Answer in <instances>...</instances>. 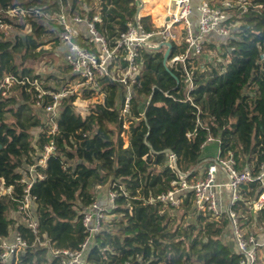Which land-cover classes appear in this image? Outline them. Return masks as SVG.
<instances>
[{
	"label": "trees",
	"instance_id": "trees-1",
	"mask_svg": "<svg viewBox=\"0 0 264 264\" xmlns=\"http://www.w3.org/2000/svg\"><path fill=\"white\" fill-rule=\"evenodd\" d=\"M86 1L81 6L77 0H0V11L31 5L43 13L62 6L82 15L99 14L102 21L96 23L97 28L111 36L125 28L138 5L136 0ZM197 1L191 0L193 8ZM5 18L11 25L7 35L0 32V79L7 75L42 79L26 66L27 61L39 59L42 45L50 41L61 46L60 54L64 45L44 15ZM230 20L233 35L218 39L223 50L220 57L226 63L199 76L198 69L193 70L192 103L180 101L185 95L181 73L170 64L165 69L164 50L144 51L142 73L133 86L126 146L121 136L124 118L119 112L125 92L117 82L99 79L95 90L84 93H101L102 100L84 109L77 107L73 95L63 99L54 133H49L48 114L35 105L34 86L10 87L0 99V180L15 184V194H19V170L33 163L49 141L55 145L45 167L39 168L44 178L36 180L30 191L36 196L32 212L38 221L37 234L21 222L17 199L0 196V239L17 230L27 240L18 264H58L49 247H78L87 234L81 222L83 209L97 200L99 187L118 195L116 207L86 249L89 264H124L127 260L155 264L161 258L162 264L238 263L241 256L227 238L226 218L211 221L191 209L187 200L165 208L160 203H145L149 195L166 192L176 178L167 166L171 152L177 157V171L187 173L188 178L200 176L199 168L207 161L200 144L210 134L218 139L222 155L232 151L241 170L257 167L264 159V0H243ZM25 25L29 32L22 33ZM46 35L51 37L44 43L42 36ZM170 51V56L178 52L175 44ZM42 87L57 88L52 83ZM47 100L44 96L43 103ZM34 127H41L38 135L31 133ZM193 129L195 133L188 138ZM249 187L251 191L244 190L246 202L256 195L259 184ZM240 207L249 228L264 220V209L254 213L243 202ZM36 236L48 245L39 243Z\"/></svg>",
	"mask_w": 264,
	"mask_h": 264
},
{
	"label": "built area",
	"instance_id": "built-area-1",
	"mask_svg": "<svg viewBox=\"0 0 264 264\" xmlns=\"http://www.w3.org/2000/svg\"><path fill=\"white\" fill-rule=\"evenodd\" d=\"M139 1L134 16L128 20L125 28L111 36L97 28L96 23L102 21L99 14L82 15L73 10L66 11L62 6L49 13H43L38 7L31 5L28 8L16 6L0 11V32L5 35L9 33L11 25L5 21V17L17 14L26 17L30 13L44 15L46 22L50 23L55 35L65 47L61 54L69 71L67 80L53 90L38 87L37 80L27 78L19 80L13 75L4 76L0 79V99L6 96L13 84L34 86L35 105L40 106L48 114L49 133H54L57 130L55 117H59L63 99L71 95L75 98L80 96L77 90L82 89L81 101L91 104L89 100L93 99L95 93L91 92V96H86L84 92L95 90L99 79L111 80L120 84L125 92L119 110L124 118L122 127H125L130 114L133 86L142 73L144 51L160 47L165 50L166 47L161 44L169 41L178 49L175 55L170 56L167 65L170 64L181 73L185 95L180 101L192 103L191 92L195 88L193 70L196 69V63L199 62L198 59L206 57L204 55L206 45L220 43L216 37L227 38L233 35L231 30L233 22L230 17L236 12L237 6L242 5L243 0H200L194 8L191 0H168L160 24L154 23L152 18H148L147 23L144 22L145 15L141 9L145 1ZM44 96L48 97L46 104L43 103ZM204 115L209 116L208 113ZM208 121L211 122L212 117ZM193 130L187 135L188 138L195 133L196 130ZM126 132L129 131L122 130L121 136ZM126 144L127 141L124 142V145ZM200 148L202 154L207 153L206 157L210 156V160L199 168L200 176L196 179L188 178L187 173L177 171L175 165L177 157L171 152L167 166L176 172V178L171 180L166 192L149 195L145 203H160L165 208L178 207L187 200L191 209L206 215L211 221L226 218L227 237L233 243L236 253L241 256L237 264H261L259 261L261 253H264V225L255 228L254 224L264 223V220L259 219L249 228L243 221L240 203L243 202L254 213L264 209V159L257 167L250 165L241 170L232 151L222 155L218 139L211 134L202 141ZM54 149L53 141H49L39 151L40 155L33 163H26L25 167L19 170L21 176L16 180L20 187L19 194H15V184L7 185L3 178L0 180V196L7 195L12 200L17 199L16 211L19 218L34 235L38 233V221L32 212L36 196L30 191L36 180L44 178L39 168L45 167ZM250 183L259 184V188L254 192L256 195L246 202L244 190L247 187V191H251ZM117 195V191L109 190L106 203L94 200L85 206L81 222L87 234L78 247L75 249L49 247L52 256H57L58 264H89L85 258L86 249L94 235L101 231L107 214L116 207ZM12 233L9 237L0 239V264H18L20 251L28 246L27 240L20 232L15 230ZM37 241L48 245L47 241L42 243L38 237ZM162 263L164 258L155 262ZM124 264L138 263L127 260Z\"/></svg>",
	"mask_w": 264,
	"mask_h": 264
},
{
	"label": "rangeland",
	"instance_id": "rangeland-1",
	"mask_svg": "<svg viewBox=\"0 0 264 264\" xmlns=\"http://www.w3.org/2000/svg\"><path fill=\"white\" fill-rule=\"evenodd\" d=\"M96 1L98 2L99 0H96ZM136 1H137L136 2L137 4L140 2L139 0H136ZM144 1H145V3H144L145 6L151 5L150 0H144ZM84 2H87V1L86 0H77V3L80 4L81 6H83ZM84 5H85V3H84ZM21 15L17 14V16H21ZM21 17L23 18V15ZM20 31L22 33L29 32V26H25L24 29H22ZM50 37H51V35L42 36V41L44 42V40H50ZM42 48H43L42 49L43 52L40 54L41 55L40 58L35 60V61L34 60L27 61L26 66L31 67L34 74H35V72H36V74L37 73L41 74L42 80L38 81V83H39V84H37L38 87L43 89V87H42L43 84L48 85L51 83L56 84V86H59L61 83L65 82L67 80V78L64 79V72H66V70H68V69H67V67H65L64 62L59 58V55L54 54L52 52L53 49H57V42H52L46 46L44 44V45H42ZM161 49L163 50V48H161ZM222 52H223V50H222V48H220V43H218L216 45L213 43H209L208 45H206V49H205V53H204V55H206V57L201 58L200 61L196 63V69H198V70H196L197 71L196 76H199L205 70L211 69L213 66H216L218 63H222L224 65V63H226V61L222 60L220 57ZM194 75H195V72H194ZM77 93H79L80 96L78 95L75 98L74 103L77 105L78 108L84 109L87 106V104H89V103L81 101V99H80L81 94H83L82 89L77 90ZM94 93L95 94L93 96V99L90 100L91 101L90 103L102 100L101 93H97V92H94ZM38 114H39V116H41L42 119L45 118L44 114H42V113H38ZM55 119H57V117H55ZM125 123H126L125 124L126 126L122 127L123 131L126 129L128 130V124H127V122H125ZM48 125L50 126V124H48ZM40 130H41V127H37V128L34 127V128H32L31 133L38 135L39 134L38 132ZM128 135H129V132H126L124 134V136H122L123 141L125 143L128 140ZM202 155H203V157L207 156L206 153H204ZM263 225H264V223H255L254 227L258 228V227H262ZM226 227L228 230V225ZM227 238L229 240V237H227ZM260 256L261 257H260L259 262L261 264H264V253L262 252Z\"/></svg>",
	"mask_w": 264,
	"mask_h": 264
},
{
	"label": "crops",
	"instance_id": "crops-1",
	"mask_svg": "<svg viewBox=\"0 0 264 264\" xmlns=\"http://www.w3.org/2000/svg\"><path fill=\"white\" fill-rule=\"evenodd\" d=\"M151 1V5L150 6H145L144 5V3H143V7H142V9H141V11H142V13L146 16V17H148V18H152V21L154 22V23H156V24H160L161 22H162V15H163V10H164V7H165V5L167 4V1L168 0H150ZM199 1H197V2H195V5L198 3ZM194 5V6H195ZM145 10V11H144ZM159 14V15H158ZM148 20V19H147ZM46 24V23H45ZM25 26H28V25H25ZM24 26V27H25ZM24 29V28H23ZM30 29V28H29ZM27 33V32H26ZM216 39L218 40L219 39V37H216ZM52 42H54V41H50V43H52ZM50 43H48L47 45H49ZM46 46V45H45ZM58 49H56V50H58V53L56 52L55 54H57V55H59V58L61 59V57H63L61 54H60V52H59V50H60V48H61V46L60 45H58V47H57ZM56 57V56H55ZM202 58H205V57H202ZM201 59V58H200ZM198 61H200L199 59H198ZM36 73V72H35ZM38 74V73H37ZM39 75V77H41V74H38ZM32 80H37V81H40V80H42V79H36V78H34V79H32ZM210 150H214V149H210ZM207 154V153H206ZM203 156V155H202ZM205 160H207V161H209L210 160V156L209 157H203ZM209 159V160H208ZM97 191H98V193H97V196H96V198H97V201H99V202H102V203H106V199H107V193H108V191H107V189L106 188H103V187H99V188H97ZM13 231V230H12ZM12 231L10 232L11 234H13L12 233ZM234 247V246H233Z\"/></svg>",
	"mask_w": 264,
	"mask_h": 264
},
{
	"label": "water",
	"instance_id": "water-1",
	"mask_svg": "<svg viewBox=\"0 0 264 264\" xmlns=\"http://www.w3.org/2000/svg\"><path fill=\"white\" fill-rule=\"evenodd\" d=\"M161 45H164L166 48L164 50V55H163V66L165 67L166 70H168L167 68V62H168V59H169V56H170V48H171V43L168 41V42H164L162 43ZM179 82V80H177V83Z\"/></svg>",
	"mask_w": 264,
	"mask_h": 264
},
{
	"label": "clouds",
	"instance_id": "clouds-1",
	"mask_svg": "<svg viewBox=\"0 0 264 264\" xmlns=\"http://www.w3.org/2000/svg\"><path fill=\"white\" fill-rule=\"evenodd\" d=\"M169 58H170V56H169ZM179 83V82H178ZM127 145V144H126ZM126 145H124V146H126Z\"/></svg>",
	"mask_w": 264,
	"mask_h": 264
}]
</instances>
